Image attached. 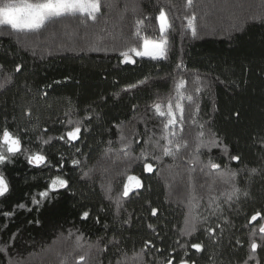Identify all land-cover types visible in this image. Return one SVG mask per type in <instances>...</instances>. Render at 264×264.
Returning <instances> with one entry per match:
<instances>
[{
    "label": "trees",
    "instance_id": "trees-1",
    "mask_svg": "<svg viewBox=\"0 0 264 264\" xmlns=\"http://www.w3.org/2000/svg\"><path fill=\"white\" fill-rule=\"evenodd\" d=\"M185 5L186 0H102L95 22L62 18L26 35L0 28V82L11 77L0 89V130L8 127L30 151L42 149L51 164L36 168L19 155L0 165L10 186L0 198V248L8 252H0V264L10 259L14 264H76V257L85 254L81 264H117L124 253L131 257L144 249L146 240L154 247L145 250L144 264H165L169 258L173 264L181 258L189 264H264L258 231L253 238L261 246L249 259V237L258 223H247L256 211L264 212V0H193L191 8ZM161 7L174 23L167 59L133 57L135 63H121L119 51L142 45L133 36L137 20H144L143 35L158 38L155 17ZM192 14L197 17L195 37L185 27L184 17ZM180 79L193 96V102H183L180 138L188 147L174 157L163 156L154 147L163 135L162 118L152 105L173 98ZM130 85L136 87L125 91ZM68 119L82 123L80 139L72 145L55 139L70 130ZM200 125L203 139L215 133L220 147L196 153ZM121 136L131 143L127 157L119 151ZM38 137L53 139L44 145ZM142 150L150 154L147 161L135 160ZM231 155L241 159L231 161ZM209 158L237 173L238 200H226L231 184L204 167ZM73 159L80 164L73 166ZM145 162L153 164V172H144ZM61 163L58 173L55 166ZM129 164V174L139 176L143 187L122 197L126 177L119 173ZM57 174L70 188L53 194L55 199L37 211L32 195ZM191 196L201 219L193 236H181ZM19 203L33 210L15 208ZM13 210L10 218L2 215ZM84 211L90 214L87 220L81 219ZM209 227L214 234L206 233ZM192 243H202V251L192 249Z\"/></svg>",
    "mask_w": 264,
    "mask_h": 264
},
{
    "label": "snow or ice",
    "instance_id": "snow-or-ice-1",
    "mask_svg": "<svg viewBox=\"0 0 264 264\" xmlns=\"http://www.w3.org/2000/svg\"><path fill=\"white\" fill-rule=\"evenodd\" d=\"M193 5V0H186V8H191ZM102 8V0H3L0 3V28H5L10 30L12 33L17 34H30V33H38L41 29H43L46 24L50 22H54L56 20L62 18H71V19H80L81 23L85 21H93L95 22L98 18V15L101 13ZM147 19V17L145 18ZM186 24L185 27L191 31L192 35L195 37L197 35V25L195 14L186 15L184 17ZM155 20L158 24L159 36L158 38L152 39L143 35V30L145 28L144 20H137L136 29L133 33V36L138 40H142V45L137 46H129L125 50L119 51V57L121 63H135V59L133 57L140 58H150L151 60H159V59H167V51H168V36L171 30H174V23L171 19L168 12H166L165 8L161 7L158 14L155 17ZM180 67V65H177ZM16 72L21 71V65L17 64L15 68ZM11 83V77L7 78L5 81L0 82V89H4L6 84ZM186 81L184 79H180L175 83L174 91L175 96L170 98L166 104L157 102L152 105V109L155 115L159 118H162V130L163 135L160 137V140L164 141V144L161 145L160 140H156L154 142V147L162 150L163 156H172L174 157L177 153L181 151L182 148H187V141L181 140L180 133L184 131V119H185V106L184 101H188L189 103L193 102V96L191 94H186ZM199 78L196 80V84L199 85ZM136 85H130L128 89L134 88ZM195 93L199 95L201 93V88L197 86L194 89ZM174 101V103H173ZM197 111H199V106L197 105ZM27 114V113H26ZM65 115H68L66 113ZM67 125L70 130L65 131L59 137L55 139L65 141L66 143L72 145L74 142L78 141L81 136L82 123L80 121H73L72 119L67 120ZM179 127V132L176 131V128ZM201 131L197 133L196 143H195V151L197 154L200 153L202 148H208L211 151L214 147H220V143L218 142L215 133L212 134V137L207 141L203 139L205 133L203 132L204 125H200ZM45 133L47 129L44 130ZM41 143L47 145L53 139L49 137L48 139H42ZM125 138L121 136V148L120 152L124 154V156L129 155V149L131 147L130 142H124ZM111 143V142H109ZM139 143V141H137ZM145 143H149V141H145ZM224 152L227 154V148L224 147ZM77 152L80 151L79 148L76 149ZM19 155H24L28 165L39 168L41 166L49 167L51 166L50 161L47 156L44 154L43 150L39 151H30L28 148L23 146L22 140L18 134L13 133L8 129V127H4L0 130V165L6 166L7 164H11L14 162V158ZM149 153L147 151L142 150L140 156L136 157L137 161H147L149 157ZM154 160H159L160 157L152 155L151 157ZM231 161H239L241 158L238 155H231ZM191 162V161H190ZM73 166H77L80 164V161L77 159L72 160ZM57 172H60V169L63 167V163L56 165ZM204 167L208 168L211 171H217L221 173V177L224 183L231 184V191L225 193L226 200L228 202L239 199V195L241 194V190L235 186L233 183L237 173L232 171L231 169L225 168L221 169V165L214 162L211 158H209L207 164ZM153 164L145 162L143 165V170L145 173L153 172ZM131 170V164L128 167H125L123 171L119 173L120 176L126 177L123 182V189L121 192L122 197H129L130 193L134 192L137 189L143 187L142 180L137 175L129 174ZM203 171V169H202ZM257 169L252 168L250 170L251 174H255ZM85 176L88 173L84 174ZM70 188L69 181L65 179L62 175L57 174L52 176L46 187L35 193L31 197V204L35 206L37 211L40 210L41 207L44 206L45 203L52 202L55 197L53 194L58 193L61 189L68 190ZM10 191V186L8 179L6 178L3 171H0V198L6 197V195ZM112 188L109 183L107 187V192L111 193ZM244 196H247L248 193L244 192ZM106 198L111 199V196H107ZM196 200L195 196H191L189 199V212L185 217V226L180 229L181 236L191 237L196 231L197 222L201 219L197 214L194 213L193 208L198 206V201L196 204H193V201ZM120 202L117 200V207H120ZM211 207V203L209 204ZM219 205H217V208ZM18 209L27 208L26 204L19 203L15 206ZM28 211H32V208H27ZM14 211H4L2 215L5 218H10L14 215ZM54 212L58 211V209H53ZM152 216L157 215V209L152 208L151 210ZM214 214V213H213ZM89 212L84 211L81 214L82 220H87L89 217ZM253 222L258 223V228L254 227L252 229L250 235V255L249 259H254V255L257 252L258 245L255 237L257 231L261 234L260 239L262 245H264V212L256 211L253 215H251L250 219H248V224L251 225ZM31 223V221H30ZM39 224V220L36 221ZM247 226V225H245ZM6 227V226H5ZM149 228H152V225H148ZM217 228L220 225H216ZM206 233L209 235L214 234V229L209 227L206 229ZM69 237L72 236L70 232L68 234ZM14 238V236H13ZM81 236H76V245L77 247L81 246ZM239 243V241H237ZM177 244L180 242L177 241ZM144 249H141L140 252H133L132 256L129 257L127 253L123 254L122 260L118 261L117 264H144L143 256L145 254V250L149 247H154L151 241L144 242ZM182 248L185 245H180ZM191 248L195 249L196 252H201L203 249L202 243H192ZM106 251V249H104ZM159 251V249H156ZM0 252L8 255L6 248H0ZM187 255V252H185ZM86 260L85 255H79L76 257V264H81ZM9 264H14V262L10 259ZM60 264H66L65 260H61ZM165 264H173V259L169 258L166 260ZM179 264H189V261L181 258ZM191 264H195V261H192ZM247 264V262H245Z\"/></svg>",
    "mask_w": 264,
    "mask_h": 264
},
{
    "label": "rangeland",
    "instance_id": "rangeland-1",
    "mask_svg": "<svg viewBox=\"0 0 264 264\" xmlns=\"http://www.w3.org/2000/svg\"><path fill=\"white\" fill-rule=\"evenodd\" d=\"M138 58H140V57H138ZM144 58H147V57H144Z\"/></svg>",
    "mask_w": 264,
    "mask_h": 264
}]
</instances>
